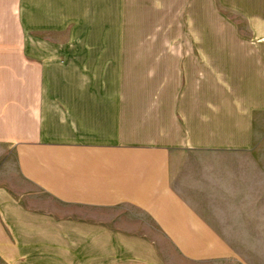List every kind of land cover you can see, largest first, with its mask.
<instances>
[{"label": "crops", "instance_id": "obj_1", "mask_svg": "<svg viewBox=\"0 0 264 264\" xmlns=\"http://www.w3.org/2000/svg\"><path fill=\"white\" fill-rule=\"evenodd\" d=\"M218 12L0 0V264H246L226 238L264 230V47Z\"/></svg>", "mask_w": 264, "mask_h": 264}, {"label": "rangeland", "instance_id": "obj_2", "mask_svg": "<svg viewBox=\"0 0 264 264\" xmlns=\"http://www.w3.org/2000/svg\"><path fill=\"white\" fill-rule=\"evenodd\" d=\"M201 3H216L220 11L218 16L222 15L233 22L234 35H236V28L237 34L247 37L252 45L264 47V21L261 20V18L264 19V0H215V2L214 0H201ZM227 5L245 6L248 12H235V8L233 10L226 9ZM241 16H247L244 18L247 21V27L244 24L241 26ZM218 35H225V31L223 30L222 34ZM218 79L221 84H225L223 78ZM262 86L261 90L263 91L258 95V103H249L247 126L248 147L259 148L264 154V80ZM226 240L234 247L233 259L235 261H242L246 264H264V230L263 234L259 236L227 237Z\"/></svg>", "mask_w": 264, "mask_h": 264}]
</instances>
